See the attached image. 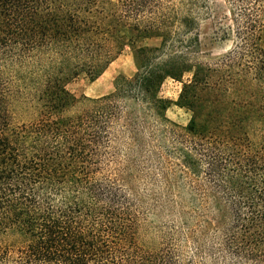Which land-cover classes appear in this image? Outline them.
<instances>
[{
  "label": "trees",
  "instance_id": "1",
  "mask_svg": "<svg viewBox=\"0 0 264 264\" xmlns=\"http://www.w3.org/2000/svg\"><path fill=\"white\" fill-rule=\"evenodd\" d=\"M223 1L209 58V0H0V264H264V0Z\"/></svg>",
  "mask_w": 264,
  "mask_h": 264
},
{
  "label": "rangeland",
  "instance_id": "2",
  "mask_svg": "<svg viewBox=\"0 0 264 264\" xmlns=\"http://www.w3.org/2000/svg\"><path fill=\"white\" fill-rule=\"evenodd\" d=\"M225 3L223 0H209V11L202 16L199 23V33L201 41V51L207 53L209 58H216L224 53L230 42L220 38L219 25L222 24L225 13ZM159 38L142 39L137 44L157 45ZM135 71L133 51L130 45H126L122 53L117 56L104 70V72L94 80L86 76H80L68 84L69 90L76 96L86 95L91 97L107 94L113 90L115 77L118 74L130 76ZM191 73L189 69L184 78ZM181 84L173 79H166L160 88V95L172 101L166 111V115L178 124H187L190 114L176 103V99Z\"/></svg>",
  "mask_w": 264,
  "mask_h": 264
}]
</instances>
